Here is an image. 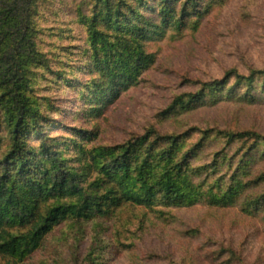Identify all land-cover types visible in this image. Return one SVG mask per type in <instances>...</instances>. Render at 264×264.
I'll use <instances>...</instances> for the list:
<instances>
[{"label": "trees", "instance_id": "1", "mask_svg": "<svg viewBox=\"0 0 264 264\" xmlns=\"http://www.w3.org/2000/svg\"><path fill=\"white\" fill-rule=\"evenodd\" d=\"M224 2L75 0L61 11L71 15L62 29L51 19L57 15L51 0H0V258L20 264L60 225L101 230L99 222L124 206H238L246 216L264 211L263 134L150 129L119 145L87 148L83 142L92 140L90 132L73 130L75 139L47 134L57 127L55 110L36 89L37 74L57 86L78 87L86 111L100 115L123 91L138 86L155 63L146 50L150 43L196 33ZM235 100L264 102V69L248 76L230 72L198 93L177 97L166 113ZM212 142L220 149L199 162ZM100 244L95 238L87 264H96Z\"/></svg>", "mask_w": 264, "mask_h": 264}, {"label": "rangeland", "instance_id": "2", "mask_svg": "<svg viewBox=\"0 0 264 264\" xmlns=\"http://www.w3.org/2000/svg\"><path fill=\"white\" fill-rule=\"evenodd\" d=\"M73 1L51 0V11L58 15L51 19L57 26L69 24L71 15L61 11ZM224 1L202 20L196 33L150 43L146 50L155 63L138 86L123 91L100 115L86 111L77 99L78 87L57 86L37 74V92L49 97L55 110L51 119L57 122L47 134L75 139L73 130L90 132L92 140L83 142L87 148L119 145L150 129L182 134L192 128H217L264 135V102L221 101L213 106L202 102L190 111L166 113L177 97L198 93L204 84L230 72L248 76L251 70L264 69V0ZM196 141L195 134L189 143ZM220 147L208 143L199 162H208ZM99 224L101 230L92 224L60 225L20 264H87L95 238L101 240L93 256L97 255L96 264H239L237 259L242 264H264V211L246 216L238 206L152 210L124 206ZM0 264L16 263L0 258Z\"/></svg>", "mask_w": 264, "mask_h": 264}]
</instances>
